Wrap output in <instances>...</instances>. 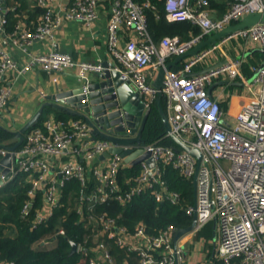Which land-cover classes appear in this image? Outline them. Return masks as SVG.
Segmentation results:
<instances>
[{
	"label": "built area",
	"instance_id": "obj_1",
	"mask_svg": "<svg viewBox=\"0 0 264 264\" xmlns=\"http://www.w3.org/2000/svg\"><path fill=\"white\" fill-rule=\"evenodd\" d=\"M4 1L0 0V115L13 94L14 82L27 71L39 68L56 72L75 67L84 78L102 70L101 61H79L57 50L30 53L27 48L35 41L52 40L65 20L92 27L103 0H36L41 14L35 26L22 29L17 25L11 32L6 30L9 8ZM106 1L107 49L117 62L115 68L139 92L145 108L156 101L159 69L204 37L249 14L264 12V0H227L225 12L218 18L211 16V0H163L168 21H189L199 27L200 34L189 40L165 35L155 41L146 16L148 10L157 14L155 0ZM122 33L124 42L120 40ZM232 39L254 42L264 49V20L229 33L186 56L178 67L165 70L160 91L169 130L160 139L136 142L98 137L90 120L84 117L47 115L40 125L23 128L16 144L0 146V160L10 155V165L0 168V187L24 174L28 188L21 215L31 217V226L36 227L64 204L66 186L76 182L78 186L69 192L66 204L89 227L90 241L87 245L77 244V251L84 254L88 264H186L183 240L211 222L218 234L213 256L219 264H264V65L249 82L250 96L232 120L227 119L219 100L208 93L207 87L218 78L244 79V59L231 57L206 72L190 74L194 66ZM5 42L20 47L26 59H15ZM258 67L251 66L253 73ZM11 74L15 76L11 78ZM40 95L45 97L42 91ZM120 124L124 130L115 132L131 135L125 121ZM165 139L173 143L166 145ZM111 148L130 151L125 157L138 149L141 152L135 157L150 154L136 164L126 162L120 152L101 159ZM149 159H153V165ZM166 165L192 185V202L183 208L191 218L187 230L174 225L151 230L143 221L130 229L119 222V215L99 210L111 202L126 205L146 191L157 202L181 204V194L170 189L163 178ZM133 166H138L137 173L121 180L120 173ZM6 168L8 177L3 173ZM56 234H64V229ZM39 243L47 245L52 241L42 238ZM3 263L15 264L0 260Z\"/></svg>",
	"mask_w": 264,
	"mask_h": 264
},
{
	"label": "trees",
	"instance_id": "obj_2",
	"mask_svg": "<svg viewBox=\"0 0 264 264\" xmlns=\"http://www.w3.org/2000/svg\"><path fill=\"white\" fill-rule=\"evenodd\" d=\"M22 1H4L5 6L9 8L6 12V30L8 32L13 30L17 20L13 18V14L20 9V5L22 7ZM18 2L20 5H17ZM155 2L158 7L157 14L151 10H148L146 14L148 28L155 41L165 35L189 40L200 34L199 27L189 21H168L164 12V1L155 0ZM210 6L216 7L219 13H223L227 8V0H211ZM256 64L257 60L249 57L247 61H243L241 69L245 75L251 76L253 74L251 66H257ZM158 105L164 109L163 98H161L160 104L154 101L150 105L149 120L147 127L142 132V141H156L164 133ZM49 109L52 108L45 107L46 112ZM55 112L56 117L67 118L70 116L61 110ZM44 117L41 116L39 120ZM163 143L171 145L173 142L165 139ZM137 171L138 166L123 170L120 173L121 180L136 174ZM163 178L170 189L181 194V204L173 205L166 201L157 202L150 192L146 191L135 195L126 205L111 202L109 205L100 206L99 210H105L112 216L119 215V222L130 229L138 221L145 222L151 230L162 229L168 225L186 229L191 218L184 213L183 208L192 202L191 182L170 165L163 167ZM77 186L76 182H70L65 188L64 204L55 210L51 218L36 227L31 226V217L21 215V208L26 199L28 188V184L24 181V174H18L13 180L0 187V260L15 264H88L81 251L71 253V242L87 245L90 241L87 240L90 235L89 227L80 219L79 214L74 209H69L66 204L69 192L76 189ZM60 228L64 229V234H56ZM42 238L50 239L52 244L47 246L39 243ZM114 251L118 252L115 248ZM117 259L120 260L119 257ZM209 264H219V261L212 256L209 259Z\"/></svg>",
	"mask_w": 264,
	"mask_h": 264
},
{
	"label": "crops",
	"instance_id": "obj_3",
	"mask_svg": "<svg viewBox=\"0 0 264 264\" xmlns=\"http://www.w3.org/2000/svg\"><path fill=\"white\" fill-rule=\"evenodd\" d=\"M17 5H20V2H18ZM99 8V18L95 21L92 27L86 28L80 21L77 20H65L54 32L52 40L35 41L28 46L27 51L30 53H46L51 50H57L59 52L68 53L74 59L79 61H101L102 63L112 62L117 65L116 60L108 51L106 44V22L109 17L108 2L103 0L102 5ZM40 14L41 9L37 7L36 0H23L22 7L20 5V9L13 14V18L17 19L13 29L17 25L22 29H32L35 26ZM222 14L223 13H219L216 7H211L212 17L218 18ZM122 34L123 36H121L120 40L124 42V33ZM227 43L228 42L222 43L215 51L214 55L204 62L194 66L192 72L201 71L210 66L212 63L229 59L231 57H238L239 53H234V47H231L230 43ZM232 43L233 45L236 44L239 48H242L241 51L244 49L242 53L248 51L251 54L252 51L259 48L256 43L249 41L247 43L245 42L240 44L238 40H233ZM5 44L10 49L12 56L15 59L21 62L26 59L27 54L23 52L20 47L11 46L8 42H5ZM255 52L257 55L251 57L254 60H257L256 65L259 66L263 61V55L258 51ZM183 60L184 58L177 61L174 59L171 60L169 64H172L171 67L175 68L178 67ZM89 74L94 75V72ZM242 74L244 79L238 78L237 80L232 81L227 80L228 82L226 84L216 83L213 85L215 82L226 80L224 78H218L213 80V82L207 87L209 88L213 85L210 95L219 100L220 106L226 113L228 120L233 119V116L239 110L241 104L246 102L250 96L248 80L253 74L251 76H247L243 71ZM77 75L79 76V70L75 67H67L56 72H47L43 69L35 68L27 71L24 76L17 78L13 84V94L8 102V105L3 111H1L0 146L9 147L16 144L23 128L27 126L31 127L40 125L42 120L47 115H55L56 110L64 111L66 114H72L61 107L56 106L58 103L60 105V102L56 101V99H48V96L56 94L59 88L65 87L69 82L74 81ZM14 76L15 74L10 75L11 78ZM41 91L45 93L44 98L40 95ZM48 106L52 109H49L46 112L45 107ZM41 116L45 117L42 120H39ZM162 123L164 128L163 120ZM211 223V239L204 240L201 244L193 241V237L191 236L186 237L183 240L186 249V264H209V259H211L215 253L218 241L216 226L214 222ZM11 234L13 233L11 232ZM50 244L52 243L47 245L49 246ZM196 245H198L197 250L202 253L200 255L201 257L194 259L195 255H197V251H195ZM204 245L206 246L205 249H203Z\"/></svg>",
	"mask_w": 264,
	"mask_h": 264
},
{
	"label": "water",
	"instance_id": "obj_4",
	"mask_svg": "<svg viewBox=\"0 0 264 264\" xmlns=\"http://www.w3.org/2000/svg\"><path fill=\"white\" fill-rule=\"evenodd\" d=\"M260 20H264V12L249 14L238 23L229 25L224 29L216 31L213 34L207 36L203 40H200L191 50L176 57L175 61L179 59L181 60L186 56L196 54L205 46L216 43L223 37L227 36L229 33L250 26ZM255 51H258L263 55V61L259 65L257 70L253 73L248 82H251L256 77L258 71L264 65V49L258 48L255 49ZM226 61L227 59L216 62L201 71L192 72L190 74L194 75L206 72L216 66L223 64ZM171 65L172 64H167L165 68H161L158 71L155 82V86L158 89V94L156 97V101L158 102V104H160L162 98L160 91L162 79L165 70L171 68ZM102 66V70L94 73V75L89 74L84 78L77 75L74 81L69 82L65 87L59 88L56 94L48 96V99H56V101L60 102V105L58 103L56 106L65 109L73 115L84 117L90 120L98 137H105L101 132L104 130L109 131L111 130V128L114 131L122 132L125 128L122 124H120L122 121H125L126 125L130 127V134L134 135L139 129L142 122L145 120V103L142 100L139 92L131 86L130 81L122 77L120 71L115 68L114 63L103 62ZM227 82V80H221L215 82L213 85H215L216 83L226 84ZM213 85L208 88L209 94ZM160 112L162 120L164 122V131H168V121L161 107ZM117 152H120L121 156L125 157V155H127V153H129L130 151H121L120 148H111L105 151L100 156V158L103 159L110 153ZM140 152L141 149L132 152L125 157V161H130L132 164H136L141 159L147 157L150 154L148 152L135 157ZM148 162L151 165H153L154 163L153 159H149ZM3 165H10V155H6L1 158L0 168L3 167ZM3 173L8 177V168L3 170ZM184 230H187V228ZM76 251L77 243L71 242V253H75Z\"/></svg>",
	"mask_w": 264,
	"mask_h": 264
},
{
	"label": "rangeland",
	"instance_id": "obj_5",
	"mask_svg": "<svg viewBox=\"0 0 264 264\" xmlns=\"http://www.w3.org/2000/svg\"><path fill=\"white\" fill-rule=\"evenodd\" d=\"M233 40L232 41H227L228 43H230V46L234 47V50L236 52H238V58L241 59L243 58L244 60H248L249 57L251 56H255L257 55L255 51H252V53L250 54V52L246 51V52H243L244 49L241 51L242 48H239L236 44L233 45ZM240 44H243L244 42L241 41L240 39L238 40ZM227 43V44H228ZM259 56V55H258ZM248 63V62H246ZM159 106V105H158ZM160 107L159 106V112H160ZM150 108V107H149ZM162 108V107H161ZM163 112L165 113V105H164V109L162 108ZM56 113V112H55ZM160 115H161V112H160ZM145 120L142 122V124L140 125L139 129L137 130V132L134 134V135H123V134H120L119 132H115V131H111V130H104L102 131L101 133L103 134V136L105 137H111V138H114V139H118V140H123V141H136V142H140L141 141V138L143 136V130L147 127V123H148V120H149V109H146L145 110ZM221 163L223 165H227V162L226 161H221ZM212 223H208L198 234H196L195 236H193V241H195L196 243L198 244H201L204 240H208V239H211L212 238V234L210 233L211 232V228H212ZM197 246L195 247V251H197V255H195L194 259L197 257H201V253L202 252H199L197 250ZM206 246L204 245L203 249H205ZM192 258H193V255H192Z\"/></svg>",
	"mask_w": 264,
	"mask_h": 264
}]
</instances>
